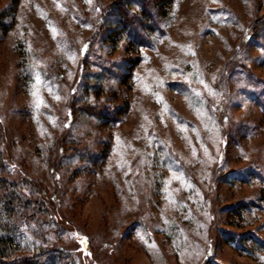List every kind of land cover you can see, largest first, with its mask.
Instances as JSON below:
<instances>
[{
  "label": "rangeland",
  "instance_id": "1",
  "mask_svg": "<svg viewBox=\"0 0 264 264\" xmlns=\"http://www.w3.org/2000/svg\"><path fill=\"white\" fill-rule=\"evenodd\" d=\"M117 1L0 0L5 175L43 196L22 242L56 264H264V0H167L140 46Z\"/></svg>",
  "mask_w": 264,
  "mask_h": 264
},
{
  "label": "trees",
  "instance_id": "2",
  "mask_svg": "<svg viewBox=\"0 0 264 264\" xmlns=\"http://www.w3.org/2000/svg\"><path fill=\"white\" fill-rule=\"evenodd\" d=\"M153 1V6L150 0L117 1L115 6L111 8L112 11L110 14L113 25L118 27V29H113V31L118 34L121 31L135 46L149 43L154 31L159 28L160 19L166 18L168 8L166 5L167 0ZM129 4L138 6L137 11L130 13L128 11ZM11 12L6 9L3 17L11 14ZM109 13L107 10L100 15L98 14L96 22L99 25L103 24L106 15ZM100 33L101 29L99 28V30L97 29L94 32V36ZM93 38V36L87 37L79 50L80 65L82 67L84 66V61L90 50ZM243 39L245 41L246 36ZM132 61L133 63L136 62V58H133ZM101 114L105 120L110 122L117 119V112H114V115L111 112H103ZM1 141L3 142V139ZM7 173H9V167L7 166L3 153L0 152V264H45L43 262L44 260H41L44 254L45 260H48L47 264H56L52 262L54 256H52L51 252L54 250L36 248L30 253L29 250L31 248L27 243L22 242L20 238L22 232L19 226L23 222L26 224L29 219L37 218V213L40 209L39 206L43 205V196L37 194V197H26L20 191V186L17 182L9 181L6 176ZM33 204H35V207H39V209H36ZM42 217L43 215L40 214L41 219ZM54 249H56L55 251L57 253L65 251L60 246H56ZM63 263L66 264L64 261Z\"/></svg>",
  "mask_w": 264,
  "mask_h": 264
}]
</instances>
